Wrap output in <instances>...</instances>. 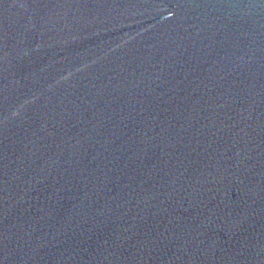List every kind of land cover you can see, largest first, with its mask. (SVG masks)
I'll list each match as a JSON object with an SVG mask.
<instances>
[{
  "label": "water",
  "instance_id": "95a60500",
  "mask_svg": "<svg viewBox=\"0 0 264 264\" xmlns=\"http://www.w3.org/2000/svg\"><path fill=\"white\" fill-rule=\"evenodd\" d=\"M0 264H264V0H0Z\"/></svg>",
  "mask_w": 264,
  "mask_h": 264
}]
</instances>
